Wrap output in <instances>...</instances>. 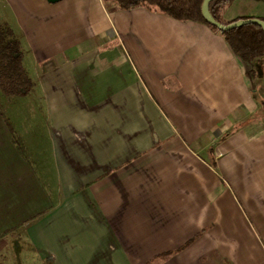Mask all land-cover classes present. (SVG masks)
<instances>
[{"label": "crops", "instance_id": "obj_1", "mask_svg": "<svg viewBox=\"0 0 264 264\" xmlns=\"http://www.w3.org/2000/svg\"><path fill=\"white\" fill-rule=\"evenodd\" d=\"M259 18L264 0L223 14ZM0 22L36 74L49 178L0 110V242L22 226L39 264H264V57L104 0H0Z\"/></svg>", "mask_w": 264, "mask_h": 264}, {"label": "trees", "instance_id": "obj_2", "mask_svg": "<svg viewBox=\"0 0 264 264\" xmlns=\"http://www.w3.org/2000/svg\"><path fill=\"white\" fill-rule=\"evenodd\" d=\"M112 2L123 11L136 8H145L155 13L169 16L179 22H196L211 27L214 31L223 35L232 51L246 63L258 61L264 57V32L257 25H246L238 29L222 32L210 24L203 16V5L205 0H104ZM236 0H213L210 4L212 16L223 25L239 22L226 23L223 14ZM264 22V19L259 18ZM25 48L17 31L6 22H0V95L3 93L8 98L24 97L32 94L34 81L30 77L25 66ZM2 111V110H1ZM8 123V119H6ZM11 125L10 123H8ZM15 138V144L22 156L21 144L17 139L15 130L11 129ZM23 232V236L15 240L12 234ZM25 230L21 227L6 233L3 238H12L11 243L20 248L12 247L14 253L22 254L24 246L33 247Z\"/></svg>", "mask_w": 264, "mask_h": 264}, {"label": "rangeland", "instance_id": "obj_3", "mask_svg": "<svg viewBox=\"0 0 264 264\" xmlns=\"http://www.w3.org/2000/svg\"><path fill=\"white\" fill-rule=\"evenodd\" d=\"M30 77L33 81L36 78V74L33 72V68L28 66L27 69ZM37 79V78H36ZM256 81V79H255ZM256 84V83H255ZM257 95L264 98V93L259 89H257ZM6 104V106H5ZM0 110H2L3 117L7 116L13 119L14 130L17 134V139L21 144V150L26 155L27 158L31 161L33 168L35 171L41 175H43L42 179L49 181L46 173L40 169L41 162L39 161V156L34 155V141L41 142L42 145L47 146V143L44 139V135L35 136L33 139V134H39L40 130L43 129V123L41 124V118L44 120L43 116L40 114V103L39 100L36 99L35 94H30L24 97H14L8 98L3 93L0 95ZM28 116H34L38 119L37 123L31 124V118L28 119ZM16 122L22 123L23 128H18ZM10 123V122H9ZM11 126V125H10ZM43 131L40 132L42 134ZM18 144L16 145L17 148ZM42 158V156H40ZM45 159V157H43ZM15 240L20 239L23 236V232L20 230L12 235ZM18 238V239H17ZM12 238H3L0 242V246L5 247L0 251V264H39L37 254L35 252L34 247L29 248L28 245L24 246L22 250V254L19 256L20 252L14 253L12 247H17L15 244L11 243ZM20 248H16V250Z\"/></svg>", "mask_w": 264, "mask_h": 264}, {"label": "water", "instance_id": "obj_4", "mask_svg": "<svg viewBox=\"0 0 264 264\" xmlns=\"http://www.w3.org/2000/svg\"><path fill=\"white\" fill-rule=\"evenodd\" d=\"M61 0H48V2L50 3H57ZM213 0H205L204 5H203V16L204 18L210 23L212 24L214 27H216L218 30L222 31V32H227V31H231L234 29H238L241 28L243 26L246 25H257L259 27H261V29L264 32V22L259 20V19H246V20H241L239 22L230 24V25H223L221 23H219L211 14L210 12V4Z\"/></svg>", "mask_w": 264, "mask_h": 264}]
</instances>
